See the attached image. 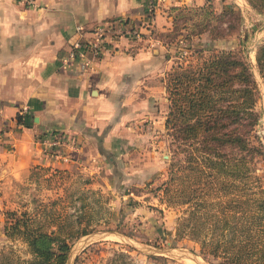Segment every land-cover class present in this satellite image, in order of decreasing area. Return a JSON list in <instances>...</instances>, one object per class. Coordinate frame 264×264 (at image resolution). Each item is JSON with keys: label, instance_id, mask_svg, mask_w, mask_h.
<instances>
[{"label": "rangeland", "instance_id": "rangeland-1", "mask_svg": "<svg viewBox=\"0 0 264 264\" xmlns=\"http://www.w3.org/2000/svg\"><path fill=\"white\" fill-rule=\"evenodd\" d=\"M163 12L161 24H149L140 34L141 46L159 55L160 77L157 82L153 79L160 87L161 100L155 105L158 118L153 121L145 113L129 119L127 129L138 133L137 143L128 153L113 154L110 161L102 158L105 165L99 170L32 167L7 180L0 188V251L12 249L27 257L25 245L3 234L5 211H24L51 229L61 225L66 230H89L70 241L65 264H208L191 251L197 250L191 240H174L176 210L147 193L164 177L171 156L176 162L183 159L164 128L167 69L162 72V67L167 59L170 65L182 62L179 56L189 59L192 49L238 51L249 63L257 86L254 109L259 116L250 135L264 153V84L254 59L264 42V13L246 0L170 5ZM260 168L264 169V160Z\"/></svg>", "mask_w": 264, "mask_h": 264}, {"label": "crops", "instance_id": "crops-1", "mask_svg": "<svg viewBox=\"0 0 264 264\" xmlns=\"http://www.w3.org/2000/svg\"><path fill=\"white\" fill-rule=\"evenodd\" d=\"M205 1L0 0V188L35 166L99 170L102 158L128 153L138 136L128 120L158 118L159 55L126 35L108 41L86 72L62 55L97 23L123 19L143 32L161 24L163 8ZM169 67L167 59L162 72ZM44 131L64 132L77 145L68 161L41 156L34 137Z\"/></svg>", "mask_w": 264, "mask_h": 264}, {"label": "trees", "instance_id": "trees-1", "mask_svg": "<svg viewBox=\"0 0 264 264\" xmlns=\"http://www.w3.org/2000/svg\"><path fill=\"white\" fill-rule=\"evenodd\" d=\"M246 1L264 13V0ZM178 58L164 73V128L183 159L171 156L147 193L176 210L174 240H191L208 264H264V153L250 135L259 112L249 63L233 49ZM254 59L264 84V42ZM4 221L5 238L25 245L27 257L0 251V264H65L70 241L89 232L51 229L24 211H5Z\"/></svg>", "mask_w": 264, "mask_h": 264}, {"label": "built area", "instance_id": "built-area-1", "mask_svg": "<svg viewBox=\"0 0 264 264\" xmlns=\"http://www.w3.org/2000/svg\"><path fill=\"white\" fill-rule=\"evenodd\" d=\"M19 3L28 4L31 0H16ZM123 19L109 20L97 23L87 31L92 34L90 38L74 40L70 43L67 51L62 55L61 62L74 61L82 72L89 71L103 57L106 52V43L119 35L140 39V31L133 29ZM77 33L82 34V27L76 26ZM39 152L43 158L68 161L77 145L67 137L64 132L44 131L34 137Z\"/></svg>", "mask_w": 264, "mask_h": 264}, {"label": "bare ground", "instance_id": "bare-ground-1", "mask_svg": "<svg viewBox=\"0 0 264 264\" xmlns=\"http://www.w3.org/2000/svg\"><path fill=\"white\" fill-rule=\"evenodd\" d=\"M251 59H252V58H251ZM193 263H195V264H201V263H199V262H197V261H196V262H193Z\"/></svg>", "mask_w": 264, "mask_h": 264}]
</instances>
